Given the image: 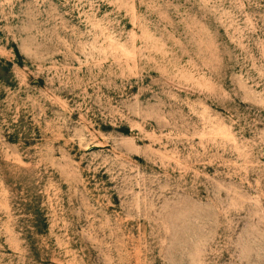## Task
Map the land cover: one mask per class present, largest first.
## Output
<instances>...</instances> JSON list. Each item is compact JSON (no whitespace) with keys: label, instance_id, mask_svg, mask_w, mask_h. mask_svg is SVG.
I'll list each match as a JSON object with an SVG mask.
<instances>
[{"label":"rangeland","instance_id":"obj_1","mask_svg":"<svg viewBox=\"0 0 264 264\" xmlns=\"http://www.w3.org/2000/svg\"><path fill=\"white\" fill-rule=\"evenodd\" d=\"M0 264H264V0H0Z\"/></svg>","mask_w":264,"mask_h":264}]
</instances>
